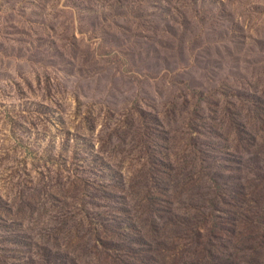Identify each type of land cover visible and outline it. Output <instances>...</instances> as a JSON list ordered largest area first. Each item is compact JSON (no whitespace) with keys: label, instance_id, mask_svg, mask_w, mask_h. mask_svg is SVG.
Instances as JSON below:
<instances>
[{"label":"rangeland","instance_id":"rangeland-1","mask_svg":"<svg viewBox=\"0 0 264 264\" xmlns=\"http://www.w3.org/2000/svg\"><path fill=\"white\" fill-rule=\"evenodd\" d=\"M0 264H264V0H0Z\"/></svg>","mask_w":264,"mask_h":264}]
</instances>
